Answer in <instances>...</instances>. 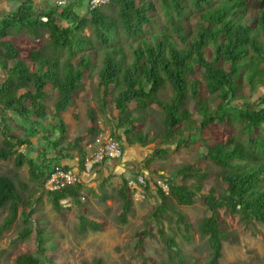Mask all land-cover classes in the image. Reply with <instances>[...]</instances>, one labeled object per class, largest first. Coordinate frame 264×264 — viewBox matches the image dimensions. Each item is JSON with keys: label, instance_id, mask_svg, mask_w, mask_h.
Listing matches in <instances>:
<instances>
[{"label": "trees", "instance_id": "16d2710c", "mask_svg": "<svg viewBox=\"0 0 264 264\" xmlns=\"http://www.w3.org/2000/svg\"><path fill=\"white\" fill-rule=\"evenodd\" d=\"M160 3L177 39L174 40L168 30L161 36L153 35L154 44L142 38L131 54L124 47L114 45L113 40L119 36L120 30L133 44L148 33L147 28L152 26L154 5L144 0H110L108 6L93 9L88 0L82 14L79 11L84 7L83 1L70 0L63 7L47 6L39 10L40 15L36 14L38 9L32 1L28 0L22 2L16 11L1 18L0 47L5 50L3 66L8 69L9 61L13 65L8 69V80L0 86V112L7 116L11 112L21 117L26 135H10L3 140L0 145V162L13 163L17 168L29 165L38 191L50 198L58 212L65 210L61 201L68 198H72L78 206L83 204L81 193L84 183L81 175L86 174L84 163L87 158V152L80 146L83 137H78L72 144L79 152L78 182L56 191L46 190L44 183L54 166L71 168L63 163L73 160L74 156L68 152L69 131L62 114L72 106L74 93L82 88L86 71L92 70L93 58L90 53L97 51L95 44L98 40L101 46L110 47L104 51L98 82L104 98L111 94V90L119 89L113 98L118 116L112 135L122 142L124 154L125 143L129 146L154 143L153 137L149 140L148 132L138 131L141 116L134 110L143 112L152 109L154 105L161 107L165 113L166 136L170 139L164 138L161 143L177 140L178 148L184 144L188 146L193 136L211 124H228L235 131V123L242 124L240 135L237 132L233 135L229 131L225 142L206 145L202 154V159L208 162L205 167L186 165L177 170L174 178H168V194L161 187L157 188L156 196L161 202L150 214V221L159 226L169 253L167 261L152 264H194L177 248L174 237H165L161 227L167 217L176 220L184 227V238L191 241V225L187 216L168 203L174 200L186 206L201 201L209 215L199 223V230L207 238L211 249L210 264H220L224 242L234 239L223 228L220 209L238 215L246 223L256 221L264 224V92L255 101H249L244 93L245 88H249L252 95L258 88L264 87V1L256 0L255 4L259 7L254 17V26L246 22L251 9L248 0H224L219 7H213L212 0H160ZM191 9L200 14L196 28L188 36L184 21L190 20ZM42 17L48 20L43 21ZM22 29L27 30L33 47H38L32 48L27 60L20 58L19 45L10 40L2 41L15 36ZM86 29L91 30V36L85 34ZM207 51L211 52L210 56ZM130 58L133 61L128 64L127 59ZM196 67H200L203 80H193L189 85L187 77L196 74ZM241 73L243 81L238 83ZM167 84L173 92L170 102L159 99L161 89ZM50 86L58 92L51 110L46 103L50 97ZM203 87L213 98L208 95L206 99H200L199 92ZM21 89L23 93L19 95ZM189 97L196 101L201 110L198 115L199 124H195L193 114L184 108ZM191 116L192 127L186 126L187 134H178L176 128L191 121ZM256 129L263 132L255 135ZM98 133V128H90L88 131V135ZM36 137L39 145L33 148L32 139ZM162 144H157V148L140 166L141 170L149 168L155 156L162 159L166 157L168 150L161 147ZM23 146L26 151L22 150ZM110 161L113 159H105L97 164V169ZM106 167L109 169L110 166ZM139 169L134 168L130 172L138 176L141 173ZM156 175L158 179L165 177L158 173ZM118 176L121 178L118 195L122 201V212L118 218L126 223L132 212V192L128 179L123 174ZM212 176L215 182L206 184ZM178 177L183 180L192 178V183H180ZM146 179L150 184L148 177ZM107 181L108 178L105 183ZM28 189V184L18 185L12 176L0 175V210L7 212L0 223V236L11 229L21 207L25 224L32 223L35 198L27 200L22 194V191ZM149 189L148 185L146 190ZM29 194L32 198L36 195L34 192ZM108 198L106 193L101 196L104 202ZM35 226L26 224L10 243L18 244L37 231L41 245L43 230H39L37 224ZM100 227L99 222L80 214V232L84 233L88 229L96 231ZM142 235L138 234L139 248ZM174 254L177 260H174ZM40 255H44V250ZM15 264L44 263L38 255L23 253L17 257ZM86 264L105 262L98 258ZM143 264L150 263L145 260Z\"/></svg>", "mask_w": 264, "mask_h": 264}, {"label": "rangeland", "instance_id": "374dc122", "mask_svg": "<svg viewBox=\"0 0 264 264\" xmlns=\"http://www.w3.org/2000/svg\"><path fill=\"white\" fill-rule=\"evenodd\" d=\"M0 1L2 2L0 4V13H6V11L10 10L16 11L23 0ZM8 1L11 4L10 10H8ZM144 1L154 5V11L151 13L153 17L152 26L147 28L148 33L133 44L132 40L120 30L119 36L113 40L114 45L124 47L129 54L133 52L140 39H147L150 44H154L152 36H161L167 30L168 34L174 37V40L177 39L160 0ZM223 1L212 0L213 7H219ZM248 1L251 4V9L247 15L246 22L254 26L256 24L254 17L257 16V8L259 6L255 4L256 0ZM109 2L103 6H108ZM5 6H8V8H5ZM205 8L209 9L207 6ZM108 10L109 7H107L106 11ZM79 12L82 14V11ZM190 12L192 14L190 20H183L184 25L188 28V36L196 28L200 14L199 12H193L192 9ZM27 33V30L22 29L15 35L19 39L20 57L25 60L29 59L27 51L36 48L33 47L34 44ZM85 34L91 36V30L86 29ZM131 44L134 46H130ZM95 48L97 51L90 53L93 58L92 70L86 71L82 88L74 93L72 106L62 114L69 131L68 144H70V150L68 152L74 156L73 160H66L63 163L68 164L72 169L79 166V152L72 147L75 140L78 137H83L80 146L85 149L87 156H89L94 148L95 138L99 134H113L117 123L116 116L118 114L113 104V98L118 94L119 89L111 90V94L104 98L103 89L99 88L98 82L104 51L110 49V47L101 46L97 40ZM207 52L208 56H210L211 52ZM78 59L79 56L76 60ZM132 61V58L127 59L128 64ZM29 65L31 66L32 64L30 63ZM187 80L189 85L192 84L193 80L202 81L203 76L200 67H196V74L187 77ZM242 81L243 74L241 73L238 83H242ZM48 89L50 97L46 103L49 110H51L54 107L58 92L53 90L51 86ZM263 92L264 87L258 88L252 95L249 88L244 89L249 101H255ZM172 95V88L167 84L161 89L159 99L164 102H170ZM208 95L205 87L199 92L200 99H206ZM209 97L213 98L211 95ZM209 103L213 104L211 100ZM184 108L193 114L195 124L196 122L199 124L198 115L201 110L196 101L189 97L184 103ZM134 111L139 113V117L141 116V122L138 123V131L144 130V132H148L149 140L153 137L154 143L147 146H129L125 143L126 153L123 159L119 162H110L109 169L103 165L97 171H90L86 175L81 176V181L84 183L81 193L83 204L81 206L75 204L72 198H68L65 199L67 201L64 204L61 203L65 210L62 213L58 212L54 209L50 198L44 192L38 191L35 181L31 177L29 165L26 164L21 168H17L13 163L0 162V175L12 176L18 185L20 183L28 184L29 189L22 191V194L27 200L35 198V201L32 223L26 224L34 228L36 227L35 224H37L38 229L43 230L41 245H39L37 231H34L28 238L18 244L12 245L10 243L26 226L22 216L23 208L21 207L18 219L11 229L4 231L0 236V264H15L17 257L23 253L40 256L44 264H86V262H92L98 258H102L105 264H143L145 260L152 264L169 259L168 248L164 242V237L159 232V226L150 221V214L156 210L161 202L156 196V180L158 179L156 173L165 175L164 178L160 179L168 180V178H174L175 172L183 166L205 167L208 162L202 159V154L205 152L206 145L225 142L229 137V131L233 135L237 133L240 135L242 124L235 123L236 131L228 124H211L195 137L193 136L188 146L184 144L181 148H178L177 140L165 144L161 143L164 138L170 140L166 136L167 130L164 126L165 113L161 107L154 105L152 109L143 112L142 110ZM8 114L10 118L0 112L3 117L0 118V145L10 135L14 137L26 135L23 119L13 114ZM52 124L54 125L53 122ZM186 126L188 128L192 127V116L191 121L176 128L178 134L186 135ZM90 128H98L99 133L97 135H88ZM262 132L261 129H256L255 135H260ZM157 144H162L161 147L166 148L168 154L163 159L155 156L149 163V168L141 170L140 166L145 163L147 157L157 148ZM32 145L33 148L39 145L37 137L32 139ZM33 148L31 147V149ZM22 150L26 151V147L23 146ZM134 168H140L139 172L141 173L139 175L148 177L150 189L146 190L145 188L141 192H138L137 189H130L132 192V212L128 215L127 222L122 223L118 218L122 212V201L118 195L121 178L118 175L123 174L128 179V182L131 179H136L139 175L135 176L133 172H130ZM111 172L114 176H112ZM106 178L109 181L105 183ZM177 179L180 183H192V178L183 180L178 177ZM214 182V176H212L206 184L211 185ZM30 192H34L36 195L32 198L29 194ZM105 193L109 198L104 202L101 200V196ZM168 204L187 216L186 219L191 225L190 235L192 240L187 241L184 238V227L177 223L176 220H170L168 217L164 219L161 227L164 230L165 237H174L178 245L177 248L180 249L188 261H192L194 264H210L211 249L207 238L199 230V223L209 215L206 206L199 200L193 205L186 206L179 205L174 200L172 202L170 200ZM219 211L223 228L234 237L233 240L224 242L220 264H264V224L256 221L246 223L238 215L229 214L225 209H220ZM6 214V210H0V223L4 220ZM80 214H85L90 220L99 222L101 224L100 229L96 231L88 229L84 233L80 232L78 230ZM145 232L147 234H144ZM139 233H143L140 248L138 247ZM42 250H44V255H40ZM174 260H177L175 254Z\"/></svg>", "mask_w": 264, "mask_h": 264}, {"label": "built area", "instance_id": "2783aa9c", "mask_svg": "<svg viewBox=\"0 0 264 264\" xmlns=\"http://www.w3.org/2000/svg\"><path fill=\"white\" fill-rule=\"evenodd\" d=\"M110 0H89L90 8H96L102 5H105ZM70 0H56V4L60 7L68 4ZM44 21H47V17L42 18ZM124 150L122 142L113 137L112 134H99L95 138L94 148L91 151L90 155L87 156L84 167L85 173L93 171L97 164L102 163L105 159L119 160L123 157ZM79 176L78 173L72 168H64L60 165L53 167L52 173L48 176L44 183V188L48 191H56L62 188L67 187L68 185H73L78 182ZM148 180L144 175H139L137 179H131L128 182V186L131 190L137 189L138 192L145 190L148 186ZM157 188L161 187L166 194L169 193V183L167 179H157L156 180ZM67 200H62L61 203Z\"/></svg>", "mask_w": 264, "mask_h": 264}, {"label": "crops", "instance_id": "0c3cea01", "mask_svg": "<svg viewBox=\"0 0 264 264\" xmlns=\"http://www.w3.org/2000/svg\"><path fill=\"white\" fill-rule=\"evenodd\" d=\"M24 1H28V0H23V1H21V3L22 2H24ZM32 1V3L34 4V6H35V8L36 9H38V10H36V14L37 15H40V11L39 10H41V9H45L47 6H55L56 4V0H31ZM83 1V5H84V7H82V9L80 10V11H82V10H84L85 9V6L88 4V0H82ZM9 2V9L8 10H10L11 9V7H10V1H8ZM0 4H2V2L0 1ZM4 6V5H3ZM8 8V6H5V8ZM14 10H10V11H6V13H0V19L1 18H3V17H5L8 13H11V12H13ZM6 14V15H5ZM43 20V19H42ZM29 36V35H28ZM30 37V36H29ZM31 38V37H30ZM17 39V40H16ZM5 40H10V41H12V42H14V43H16L17 45L19 44V39L18 38H16L15 36H11V37H8V38H6V39H3L2 41H5ZM23 48V47H22ZM36 49H38V47H36ZM31 50L32 49H30L29 51H27L28 52V54L31 52ZM20 55H21V52H20ZM5 56V50H4V48H2V47H0V86L1 85H3L7 80H8V76H9V71H8V69L10 68V67H12V65H13V63L12 62H8V69H5V67L3 66V64H4V59H3V57ZM21 58V57H20ZM23 93V89H21L20 91H19V95H21ZM8 113H10L11 114V112H8ZM13 114V113H12ZM14 115V114H13ZM14 116H16V117H18V118H21V117H19L18 115H14ZM0 118H2L1 116H0ZM8 118H10V116L8 115ZM13 132H14V129H13ZM125 153H126V151H125ZM120 161V160H119ZM119 161H115V160H113V161H110V162H119ZM109 162V163H110ZM109 163H106L108 166H109ZM68 165V164H67ZM107 165H105V167L107 166ZM97 168L98 167H96L93 171H97ZM107 168V167H106ZM74 171L75 172H79V166H78V168H74ZM83 175H86V174H82L81 176H83Z\"/></svg>", "mask_w": 264, "mask_h": 264}, {"label": "clouds", "instance_id": "9594fccd", "mask_svg": "<svg viewBox=\"0 0 264 264\" xmlns=\"http://www.w3.org/2000/svg\"><path fill=\"white\" fill-rule=\"evenodd\" d=\"M43 18V17H42ZM44 21V20H43ZM123 145V144H122ZM125 156V154L123 155V157ZM123 157L121 158V159H123ZM121 159H119V160H121Z\"/></svg>", "mask_w": 264, "mask_h": 264}]
</instances>
